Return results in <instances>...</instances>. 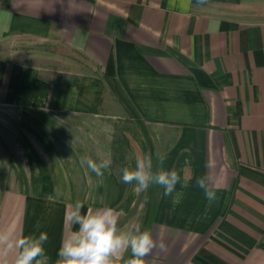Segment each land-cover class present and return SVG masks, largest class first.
Masks as SVG:
<instances>
[{
  "label": "crops",
  "instance_id": "1",
  "mask_svg": "<svg viewBox=\"0 0 264 264\" xmlns=\"http://www.w3.org/2000/svg\"><path fill=\"white\" fill-rule=\"evenodd\" d=\"M0 109V205H24L49 264L77 202L163 241L146 264H264V0H0ZM149 154L170 196L122 183Z\"/></svg>",
  "mask_w": 264,
  "mask_h": 264
},
{
  "label": "clouds",
  "instance_id": "2",
  "mask_svg": "<svg viewBox=\"0 0 264 264\" xmlns=\"http://www.w3.org/2000/svg\"><path fill=\"white\" fill-rule=\"evenodd\" d=\"M165 159L162 154L157 156L161 165L158 167L150 154L136 156L133 166V158L129 157L127 166L121 169L122 183L134 184L137 192L155 185L163 189V196H170L181 178L175 169L165 170L162 167ZM85 164L100 177L110 169L112 161L110 158L97 161L82 157L81 165ZM196 184L204 190L210 203L218 199L217 191L209 187L206 178H197ZM82 208L83 204L77 202L68 217L77 227L62 240L55 264H114V259H119L127 250H130L131 257L125 264H146L145 258L154 249L166 248L163 241L158 242L150 230H142L140 225L130 231H122L118 227L120 213L113 207L89 208L85 213L81 212ZM48 239L46 232L24 234L12 227L0 231V264H49L45 247Z\"/></svg>",
  "mask_w": 264,
  "mask_h": 264
},
{
  "label": "rangeland",
  "instance_id": "3",
  "mask_svg": "<svg viewBox=\"0 0 264 264\" xmlns=\"http://www.w3.org/2000/svg\"><path fill=\"white\" fill-rule=\"evenodd\" d=\"M6 113L5 111H2L0 109V116H4ZM3 192V195H2V192ZM0 196H16L15 194H12L9 190H0ZM23 208H24V205L19 203V204H2L0 205V215L1 213H6L9 214L10 216H7V220L5 222H2L3 223V228L1 227L2 231L3 230H6L8 228L11 227L12 223L14 222V224L16 225V227H13L15 228L16 230H18L17 228V225L19 223V220H20V217H21V214L23 213Z\"/></svg>",
  "mask_w": 264,
  "mask_h": 264
}]
</instances>
